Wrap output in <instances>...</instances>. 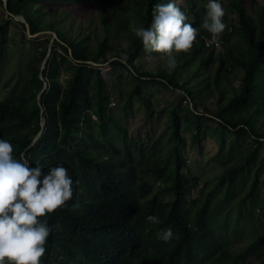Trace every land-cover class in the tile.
I'll list each match as a JSON object with an SVG mask.
<instances>
[{
  "label": "trees",
  "instance_id": "obj_1",
  "mask_svg": "<svg viewBox=\"0 0 264 264\" xmlns=\"http://www.w3.org/2000/svg\"><path fill=\"white\" fill-rule=\"evenodd\" d=\"M54 1L79 4L87 0H7V13L23 16L31 34L42 33L36 38L47 39L37 51V64L34 59L26 64L29 72L18 90L11 89L8 97L0 100V139L13 145L14 158L23 154L31 166L40 164L45 173L62 163L74 182H79L74 183L73 198L64 207L41 218L47 219L52 229L41 264H238L254 254L263 244L264 219L259 221L262 232L249 222L253 226L249 231L251 238L243 251H230V236L244 234L246 230L238 227V222L249 219L251 214L238 207L232 222L231 211L226 209L240 197L238 191L243 188L245 194L239 204L247 198L248 207L256 204L257 178L246 181L247 165L254 153H249L247 162L226 168L217 185L202 199L191 193L197 178L190 179L180 172L184 160L177 151L182 137L176 109L189 100L198 99V105L204 104L199 90L185 79L180 80L178 71L197 53L199 65H211L213 47L204 46L210 33L205 29L198 31L192 47L179 54L182 61H177L172 70L159 67L154 72L143 71L136 64L145 50L131 25L150 26L152 8L162 0H124L121 6L111 0H95L102 35H92L96 41L93 47L88 43L90 32L81 27L74 31L69 13L51 8ZM182 1L186 22L197 28L207 3ZM247 1L228 0V11L238 20L233 28L245 46L231 43V32L223 33V50L216 57L211 77L213 89L218 92L215 112L204 107L199 113L197 104L187 105L193 139L201 140L200 134L206 129L201 120L204 112L209 113L220 126L216 128L221 136L220 146L224 145L225 133L232 136L234 143L225 151L229 153L237 150L238 142L246 137L259 143L264 138V133L256 129L254 113L247 115L250 108L264 101V1L254 10L249 9ZM17 23L26 31L23 22ZM8 24V19L0 22L1 44H5ZM120 35L127 47L117 43L112 48L111 42ZM110 47L113 55L108 56ZM49 49L50 55L41 69ZM122 54L127 56L126 61L121 62ZM227 59L231 67L226 65ZM90 61L108 62L113 79L104 80L100 68ZM233 68L242 72L237 87L226 83ZM63 73L65 78L60 80ZM128 79L132 81L128 97L136 95L143 100L142 90L148 83H158L179 97L177 107L167 112L170 134L166 140L159 137L149 146L144 142H123L124 149L120 148L116 140L124 128L109 104L114 89ZM44 82L47 86L38 99ZM42 119L45 124L41 130ZM149 179L165 185L161 192L166 193V198L160 197L158 191L152 194L154 183ZM150 215H157L160 223H148L146 218ZM167 228L174 235L164 242L157 233Z\"/></svg>",
  "mask_w": 264,
  "mask_h": 264
},
{
  "label": "rangeland",
  "instance_id": "obj_2",
  "mask_svg": "<svg viewBox=\"0 0 264 264\" xmlns=\"http://www.w3.org/2000/svg\"><path fill=\"white\" fill-rule=\"evenodd\" d=\"M111 1L118 4L117 6H121L120 4H122L124 0ZM263 1L264 0H248L247 5L250 10H254L262 5ZM94 2L95 0H87L78 4L70 1H54L50 5L51 8L58 7L69 13L74 31L81 27L86 32H90L88 43L91 47L96 45V41L93 37L95 35H102V25L99 17L96 15ZM168 2L169 0H162L161 4H166ZM208 2L209 0H203L198 3L199 5H205ZM219 2L222 4L226 15V19L223 20L227 27L223 33L231 32V43L237 42L238 45L243 48L245 43L243 42V39L240 38L238 34L239 32L233 28V25H236L238 20L234 13L228 11V0H219ZM176 3L181 7V10L185 12L183 1L176 0ZM206 12L207 11L204 10L201 13L202 22L201 25L196 28L197 31L203 30L202 24ZM3 19H8L9 24L6 33L4 34V37L6 38L5 44H1L0 42V100L8 97L11 89L16 88V91L18 90L22 78L27 72H29L28 69H26V64L33 59L35 61L34 64H37V61L35 60L38 56L37 51L41 49L44 41L47 39V36L36 38L42 33H38L36 36L32 37L29 36L16 20L9 17L3 4L0 2V22ZM256 21L258 22V19H256ZM223 33L219 34L215 39L212 38L211 34L209 37H205L204 46L213 47V61L211 65H199L200 53H197L195 57L189 59L188 63L183 64L181 68H179L178 73L180 80L185 79L188 81L189 85L195 88V90H199L197 93L202 96L204 106L198 105L197 102L199 100L197 99L192 102L190 100L188 102H182L181 106L176 109L179 116V130L182 137V140L178 141L177 151L180 154V159L182 161L184 160L180 172L186 173L190 179L193 177L197 178L196 186L192 189L191 193L192 196L199 199L204 198L206 193L217 185L219 177L226 168L235 165L238 162H247L249 153H254L252 157L249 158L250 163L247 165L249 167V172H247L246 181L250 182L254 177L257 178L256 204L254 207H248L246 204L248 203L249 198L245 199L241 205L239 204L241 195L243 197L245 194V188H243L238 191L240 197L236 198L233 203L226 207L227 210L231 211L230 216L232 217V222L236 220V208L238 207H240L245 214H251L249 219H240L241 221L238 222L237 226L244 227V231L246 230L243 232L244 234L240 236H230V251L239 252L243 251L246 245L250 242L251 237L249 231L253 226L249 222L254 223L261 231L259 221L264 219V138H261L259 143L246 137L238 142L240 146L237 150H234L231 153L225 152L234 141L230 134L225 133V135H223V139L225 140L224 145L222 147L220 146L221 136L216 130V128L219 129L220 126L217 124L213 115L204 112L201 125L206 129L200 134L201 140L195 141L192 136V125L188 120V117L191 116L189 115V111H187V105L194 106V104L198 105L197 111H199V113H203L202 111L204 107H207L212 112H215L216 110L218 92L213 89L211 77L217 65L216 57L218 53L223 50L221 39ZM48 39H50V37H48ZM117 43L124 48L127 47L125 38L122 35H120V38L116 41L111 42V47L114 48L113 46L117 45ZM111 47L108 49V56L113 55ZM173 54L177 61H182V59H179L180 53ZM162 55L163 54L160 53H147L144 51L141 53L136 65H139L141 70L150 72H154L159 67L167 68L165 66L166 57L162 59ZM224 56L227 58L226 54H224ZM226 65L231 67L232 64L230 60H226ZM97 67L100 68V73L104 80L111 81L113 79V69L108 62L99 64ZM241 74V71L234 68L231 69L226 77V83L233 87H237ZM64 78L65 73L60 77V80H63ZM43 80L45 79L43 78ZM222 84L223 87H227L225 83ZM131 89V80L128 79L121 82L120 87L114 89L109 104L114 117L124 128V131L121 132L122 136L116 140L119 143L120 148L122 150L124 149L123 142L128 144L144 142L145 145L149 146L154 139L159 137L163 141L166 140L167 134H170V120L167 112H169L171 107H177L179 97L172 90L165 88L158 83H148V86L143 88V100L139 99L136 95L128 97V93ZM225 94H228V90L225 91ZM127 101H129V103ZM124 106L126 109H124ZM253 113L257 131L259 133H264V101L262 103L260 102L255 107L250 108L247 115ZM92 118L96 119V116H92ZM146 142L148 144H146ZM137 155L138 153L136 151L134 156L137 157ZM149 182L154 183L151 191L152 194H155V192L158 191L157 194L160 197L166 198V193L161 192V189H163L165 185L156 183L151 179H149ZM246 185H248V183H246ZM238 264H264V240L263 244L260 245L254 254L247 256L243 262H239Z\"/></svg>",
  "mask_w": 264,
  "mask_h": 264
},
{
  "label": "clouds",
  "instance_id": "obj_3",
  "mask_svg": "<svg viewBox=\"0 0 264 264\" xmlns=\"http://www.w3.org/2000/svg\"><path fill=\"white\" fill-rule=\"evenodd\" d=\"M202 27L215 39L227 27L225 10L219 0H209ZM188 17L176 0L156 4L152 8L150 26L131 25L147 53L166 57L165 66L172 69L177 60L173 53L187 52L197 37V29L187 23ZM127 56L122 54L121 62ZM13 145L0 139V264H41L51 232L48 214L64 207L73 198L74 183L62 163L45 173L40 164L31 166L23 154L13 157ZM159 224L157 215L146 218ZM171 228L163 229L157 237L164 242L173 238Z\"/></svg>",
  "mask_w": 264,
  "mask_h": 264
},
{
  "label": "water",
  "instance_id": "obj_4",
  "mask_svg": "<svg viewBox=\"0 0 264 264\" xmlns=\"http://www.w3.org/2000/svg\"><path fill=\"white\" fill-rule=\"evenodd\" d=\"M1 1H2V4H3L4 8L6 9V6H7V0H1ZM8 13H9V12H8ZM9 14H10V15H11L16 21L23 22V23L25 24L26 32L29 34V36L32 37V36H36V35L38 34V33H37V34H31V33H30L29 25H28V23L26 22V20L24 19L23 16H21V15H14V14H11V13H9ZM53 37H56V34H55V33H53ZM49 52H50V49L48 50L47 56H46L45 59L43 60V65H42V68H41V69H43V68L45 67L44 64L46 63L47 57H48V55H49ZM89 63H91V64H93V65H96V66L99 65L98 63H95V62H92V61H90ZM46 86H47V84H46V82H44L43 88H42V90L40 91V93H39V95H38V99L40 98L41 93L45 90ZM44 124H45V121H44V119H42V120H41V123H40L41 130H42ZM41 130L39 131V133L37 134V136L35 137V139L33 140V142L36 141V139L38 138V136H39Z\"/></svg>",
  "mask_w": 264,
  "mask_h": 264
},
{
  "label": "built area",
  "instance_id": "obj_5",
  "mask_svg": "<svg viewBox=\"0 0 264 264\" xmlns=\"http://www.w3.org/2000/svg\"><path fill=\"white\" fill-rule=\"evenodd\" d=\"M215 45V44H214Z\"/></svg>",
  "mask_w": 264,
  "mask_h": 264
}]
</instances>
